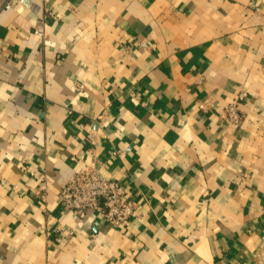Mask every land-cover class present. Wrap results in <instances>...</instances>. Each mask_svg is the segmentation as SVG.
Wrapping results in <instances>:
<instances>
[{"label":"crops","instance_id":"0c3cea01","mask_svg":"<svg viewBox=\"0 0 264 264\" xmlns=\"http://www.w3.org/2000/svg\"><path fill=\"white\" fill-rule=\"evenodd\" d=\"M7 1L0 264H264V0ZM91 161L126 225L62 210Z\"/></svg>","mask_w":264,"mask_h":264},{"label":"built area","instance_id":"2783aa9c","mask_svg":"<svg viewBox=\"0 0 264 264\" xmlns=\"http://www.w3.org/2000/svg\"><path fill=\"white\" fill-rule=\"evenodd\" d=\"M14 0H8L5 7L10 8ZM35 33L46 39L45 23L40 20L35 27ZM247 93L239 95L236 101L226 105L221 112L223 120L238 124L243 120L239 103ZM203 106V105H202ZM94 135L88 139L94 143ZM40 189L45 193L47 182L41 179ZM60 205L64 212L72 213L80 218H87L91 213H97L109 223L124 226L135 215V203L127 198L126 188L119 180L104 176L96 161L78 168L68 179L58 193Z\"/></svg>","mask_w":264,"mask_h":264}]
</instances>
